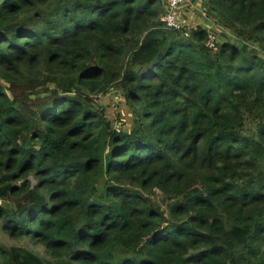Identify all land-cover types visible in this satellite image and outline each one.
<instances>
[{
    "label": "trees",
    "instance_id": "obj_1",
    "mask_svg": "<svg viewBox=\"0 0 264 264\" xmlns=\"http://www.w3.org/2000/svg\"><path fill=\"white\" fill-rule=\"evenodd\" d=\"M198 1L214 48L161 0H0V231L43 251L0 264H264V0Z\"/></svg>",
    "mask_w": 264,
    "mask_h": 264
},
{
    "label": "rangeland",
    "instance_id": "obj_2",
    "mask_svg": "<svg viewBox=\"0 0 264 264\" xmlns=\"http://www.w3.org/2000/svg\"><path fill=\"white\" fill-rule=\"evenodd\" d=\"M201 1L196 3L182 4L178 9V21L185 24L186 27H194L201 25L205 29L213 31L215 34L219 32V28L214 24L212 17L207 15ZM163 10V8H162ZM182 24V25H183ZM207 31V30H206ZM96 104L104 108L108 119L117 127L129 129L132 124V116L128 105L122 94L116 89H110L107 93L93 95ZM33 181V180H32ZM34 182V181H33ZM0 242L7 246H26L40 254L43 251L40 246H34L26 238L10 239L3 235L0 231Z\"/></svg>",
    "mask_w": 264,
    "mask_h": 264
},
{
    "label": "built area",
    "instance_id": "obj_3",
    "mask_svg": "<svg viewBox=\"0 0 264 264\" xmlns=\"http://www.w3.org/2000/svg\"><path fill=\"white\" fill-rule=\"evenodd\" d=\"M162 3V14L160 16V21L167 28L178 29L183 23L178 21V9L182 4L192 3V0H161ZM185 25V24H183ZM207 30V41L206 45L210 48H214L218 42L217 35L206 28ZM185 35H188L185 32Z\"/></svg>",
    "mask_w": 264,
    "mask_h": 264
}]
</instances>
